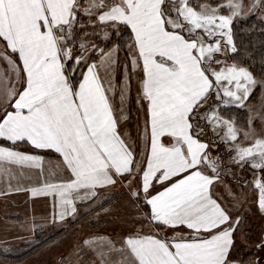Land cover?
<instances>
[{
  "label": "snow or ice",
  "instance_id": "6c2138e0",
  "mask_svg": "<svg viewBox=\"0 0 264 264\" xmlns=\"http://www.w3.org/2000/svg\"><path fill=\"white\" fill-rule=\"evenodd\" d=\"M257 29L264 0H0V196L47 205L25 252L264 264Z\"/></svg>",
  "mask_w": 264,
  "mask_h": 264
},
{
  "label": "crops",
  "instance_id": "0c3cea01",
  "mask_svg": "<svg viewBox=\"0 0 264 264\" xmlns=\"http://www.w3.org/2000/svg\"><path fill=\"white\" fill-rule=\"evenodd\" d=\"M26 199V196L23 194H13L8 197L0 196V244L4 242L11 244L10 246L14 251L17 250V253H14L13 256L22 254L23 251L25 252V245L15 239L20 234L18 225L21 223V220L33 213L39 218L47 211V205L42 199L28 203H26ZM54 234L55 232L52 230H46L43 233H38V239L42 242ZM54 239H57V237ZM48 249L49 245H47V253ZM2 254L4 253L0 249V255Z\"/></svg>",
  "mask_w": 264,
  "mask_h": 264
},
{
  "label": "rangeland",
  "instance_id": "374dc122",
  "mask_svg": "<svg viewBox=\"0 0 264 264\" xmlns=\"http://www.w3.org/2000/svg\"><path fill=\"white\" fill-rule=\"evenodd\" d=\"M259 220L255 219L252 221L253 231H258L259 228ZM51 241L48 243H44L36 250H32L30 252L25 253L23 251L22 254H19L17 256H14V258H9L10 256H13L14 253H17V250L14 251V249L10 246L8 242H4L0 244V249L4 253L2 255H6L3 257L0 255V264H40V262L46 261L47 264H54V261L56 259L57 251L56 247L52 248V250H48L47 253V245H49ZM23 248V247H22ZM44 248V250H42ZM5 249H8L5 251ZM19 251V250H18ZM17 257V258H15Z\"/></svg>",
  "mask_w": 264,
  "mask_h": 264
},
{
  "label": "trees",
  "instance_id": "16d2710c",
  "mask_svg": "<svg viewBox=\"0 0 264 264\" xmlns=\"http://www.w3.org/2000/svg\"><path fill=\"white\" fill-rule=\"evenodd\" d=\"M249 23H252V21H249ZM246 41L250 42L251 44L255 45L256 50L258 51L262 46L261 45V41H264V34H261L259 32V30L257 29L255 32H253L250 35H247L245 37ZM56 237V235L54 234L53 236H51L50 238L44 240L41 242L40 246L44 243H48L49 241H51L52 239H54ZM32 250H27V252H30ZM25 252V253H27ZM3 257H5L6 255H2ZM7 257V256H6ZM9 258H14V256H10ZM17 258V257H15Z\"/></svg>",
  "mask_w": 264,
  "mask_h": 264
}]
</instances>
